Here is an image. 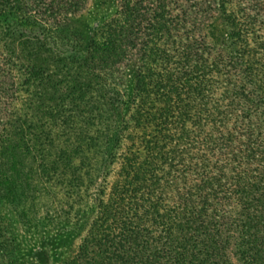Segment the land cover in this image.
Returning <instances> with one entry per match:
<instances>
[{
	"label": "trees",
	"instance_id": "trees-1",
	"mask_svg": "<svg viewBox=\"0 0 264 264\" xmlns=\"http://www.w3.org/2000/svg\"><path fill=\"white\" fill-rule=\"evenodd\" d=\"M90 1L0 0V264L91 196L63 264H264V0Z\"/></svg>",
	"mask_w": 264,
	"mask_h": 264
},
{
	"label": "rangeland",
	"instance_id": "rangeland-1",
	"mask_svg": "<svg viewBox=\"0 0 264 264\" xmlns=\"http://www.w3.org/2000/svg\"><path fill=\"white\" fill-rule=\"evenodd\" d=\"M115 0H91L87 9L77 18V26L93 30L116 12ZM130 77L126 78V85ZM94 207V198L70 215L67 220L40 224L29 229L16 211L5 206L3 214L19 247V264H63L77 252L85 235Z\"/></svg>",
	"mask_w": 264,
	"mask_h": 264
}]
</instances>
